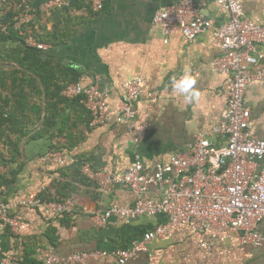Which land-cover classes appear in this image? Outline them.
I'll return each instance as SVG.
<instances>
[{"label": "crops", "instance_id": "1", "mask_svg": "<svg viewBox=\"0 0 264 264\" xmlns=\"http://www.w3.org/2000/svg\"><path fill=\"white\" fill-rule=\"evenodd\" d=\"M45 1L27 0L33 10ZM215 1H204L211 30L192 41L176 34L168 44H164L161 31L152 22L157 12L177 5L179 0H103L100 12L88 10L86 1L77 0L68 12L42 14L40 27H46L47 33L55 24L64 37L68 36L60 46L46 45V57L80 72L83 86L97 82L107 90L113 116L103 126L92 127L90 122L87 127L89 118L82 110L67 107L58 125L66 118L69 125L73 124L69 139L42 130L33 115L25 120L18 116L19 123L30 125L21 140L1 129L0 199L7 203L32 192L59 195L71 191L69 198L78 203V208L73 215L53 219L44 218L37 210L19 208L14 215L26 227L18 236L0 227V264L4 258L21 264L26 252L30 260L25 264H44L49 254L67 257L98 251L107 256L76 264H118L116 251L141 241L147 232L167 221L164 215H145L131 222L113 217L107 224L99 225L93 219L96 212L105 211L113 203L132 207L134 197L120 187L102 195L98 180L85 175L83 167L89 165L95 173H122L138 155L145 173H151L159 164L168 165L177 154H187L198 136H208L219 123L231 79L210 68L211 61L223 54L213 32L228 19ZM244 11L249 20L264 24V0H246ZM20 19L23 21L22 16ZM34 19L37 20L34 17L31 21ZM256 59L264 61V46L258 48ZM185 70L191 75L199 72L195 78L200 97L192 104L169 89L170 78ZM135 77L147 80L135 108L149 123V129L138 135L136 145L126 128L116 121L123 85ZM244 100L251 111L252 132L264 140V81L252 82ZM211 141L215 147L225 144L217 137H211ZM12 143H18V147L13 149ZM58 148L68 150L72 162L40 167L38 159ZM151 195L160 199L156 188ZM208 238L216 243L211 250L201 247ZM127 264H264V247L241 246L236 238L228 239L223 233H196L180 227L167 230L162 238H154L146 253Z\"/></svg>", "mask_w": 264, "mask_h": 264}, {"label": "built area", "instance_id": "2", "mask_svg": "<svg viewBox=\"0 0 264 264\" xmlns=\"http://www.w3.org/2000/svg\"><path fill=\"white\" fill-rule=\"evenodd\" d=\"M9 0H0V8ZM26 1V0H22ZM74 0H46L37 10L27 5L22 15L29 23L37 13L50 15L56 10L70 8ZM180 2L159 11L153 18V27L159 29L168 44L176 34L188 41L212 29V21L204 14L205 0H179ZM94 12L103 8V0H88ZM228 19L213 35L223 52L210 63L211 70L219 75L230 76L228 90L224 93V106L219 123L208 136H198L187 154L172 158L168 165L159 164L151 173H145L140 156L122 173H95L85 165L84 173L91 180H98L99 191L105 195L114 187L128 190L134 197L132 207L113 203L105 211L96 212L93 219L105 225L113 217L127 222L145 215H164L167 221L147 232L141 241L127 249L115 252L118 264L148 251L154 238H162L167 230L187 227L196 233H223L226 238H236L241 246L255 249L264 247V140L256 137L251 129V111L245 105V92L255 81H264V61L256 59L260 46H264V24L249 20L244 11L246 0H216ZM5 29V28H4ZM29 47L45 50L33 36L25 39ZM198 70L193 72L198 76ZM179 78V76L177 77ZM147 80L135 77L123 85V98L117 123L126 128L135 145L138 135L149 129V123L140 117L135 108L143 95ZM169 89L174 92L169 85ZM176 93V92H175ZM68 99L81 97V103L91 114V126H103L113 116L107 103V90L97 82L88 86L72 84L63 92ZM156 95L153 96V99ZM0 114L7 118L0 99ZM211 137L224 141L215 147ZM72 162L65 152H48L38 159L42 168L63 166ZM160 191V199L151 195L152 189ZM32 192L24 197L3 202L0 199V227L18 236L26 224L14 213L19 208L39 211L44 218L53 219L73 215L78 203L73 198L63 201H47ZM212 238L201 244L206 250L215 245ZM106 252L79 253L67 257L49 254L44 264L84 263L90 258L106 257ZM1 264H16V259L4 258Z\"/></svg>", "mask_w": 264, "mask_h": 264}, {"label": "trees", "instance_id": "3", "mask_svg": "<svg viewBox=\"0 0 264 264\" xmlns=\"http://www.w3.org/2000/svg\"><path fill=\"white\" fill-rule=\"evenodd\" d=\"M75 1L77 0H74L72 5ZM84 1L88 10L93 11L88 0ZM27 5V0H9L0 8V99L7 114V118L0 114V131L9 130L21 140L28 134L30 125L19 123L18 116L25 120L33 115L36 118L35 123L39 124L42 130L53 132L52 135L56 137L63 136L69 139L73 124L69 125L66 118L58 125L61 114L67 107L81 109L89 118L87 127L92 120L91 114L81 103V97L68 99L63 96L67 87L80 83L82 76L77 70L68 69L47 58L45 50L32 48L26 44L25 39L29 35L50 47L62 45L68 37H64L55 24L50 33H47L46 27H40L43 19L41 13L36 14L37 20L23 23L20 18L25 13ZM71 7L54 12H68ZM31 101L34 102L32 106ZM12 147L17 148L18 143H12ZM56 152L69 154L65 148H58ZM39 196L47 201H63L71 197L72 193L67 191L57 195L45 191ZM28 254L26 252L21 264L28 263L30 260Z\"/></svg>", "mask_w": 264, "mask_h": 264}, {"label": "clouds", "instance_id": "4", "mask_svg": "<svg viewBox=\"0 0 264 264\" xmlns=\"http://www.w3.org/2000/svg\"><path fill=\"white\" fill-rule=\"evenodd\" d=\"M170 86L188 104L195 103L199 100L200 91L197 87V79L188 70H185L179 78L175 75L172 76L170 78Z\"/></svg>", "mask_w": 264, "mask_h": 264}]
</instances>
